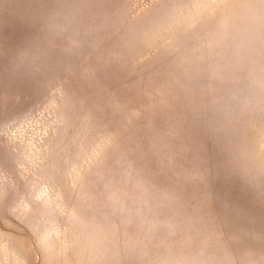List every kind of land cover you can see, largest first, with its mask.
Segmentation results:
<instances>
[{"label": "rangeland", "instance_id": "1", "mask_svg": "<svg viewBox=\"0 0 264 264\" xmlns=\"http://www.w3.org/2000/svg\"><path fill=\"white\" fill-rule=\"evenodd\" d=\"M0 264H264V0H0Z\"/></svg>", "mask_w": 264, "mask_h": 264}]
</instances>
